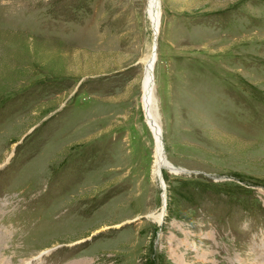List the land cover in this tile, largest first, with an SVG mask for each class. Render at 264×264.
<instances>
[{
	"label": "rangeland",
	"instance_id": "1",
	"mask_svg": "<svg viewBox=\"0 0 264 264\" xmlns=\"http://www.w3.org/2000/svg\"><path fill=\"white\" fill-rule=\"evenodd\" d=\"M158 1L0 0V264H264V0Z\"/></svg>",
	"mask_w": 264,
	"mask_h": 264
},
{
	"label": "bare ground",
	"instance_id": "2",
	"mask_svg": "<svg viewBox=\"0 0 264 264\" xmlns=\"http://www.w3.org/2000/svg\"><path fill=\"white\" fill-rule=\"evenodd\" d=\"M146 14L147 18L150 22L152 33H153V39L154 36H156V32L158 30V24H159V17H160V11H159V1L158 0H148L147 8H146ZM154 42L152 43L151 49L149 54L144 58L143 62L145 66V73H144V79H143V106L144 111L146 115V119L148 122V125L150 127V130L154 136L156 148H155V175L156 177H159L160 183L161 181V171L162 169L166 168L168 164L166 163L165 159L163 158L162 154V143L160 139V130L159 126L156 121L155 112L152 105V75H151V66L155 59V51H154ZM158 179V180H159ZM158 223L161 222L162 219V211L155 216Z\"/></svg>",
	"mask_w": 264,
	"mask_h": 264
},
{
	"label": "water",
	"instance_id": "3",
	"mask_svg": "<svg viewBox=\"0 0 264 264\" xmlns=\"http://www.w3.org/2000/svg\"><path fill=\"white\" fill-rule=\"evenodd\" d=\"M152 74V73H151ZM162 154H163V158H165V154H164V151H163V147H162ZM166 169L171 172V173H176V174H181V173H186L185 170L181 169V168H177V167H174L172 165H168L166 167Z\"/></svg>",
	"mask_w": 264,
	"mask_h": 264
}]
</instances>
